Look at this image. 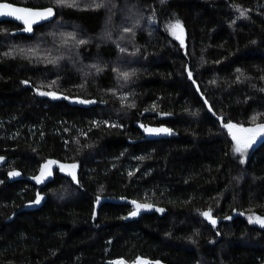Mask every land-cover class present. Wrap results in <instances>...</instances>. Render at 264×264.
<instances>
[{
	"label": "trees",
	"instance_id": "obj_1",
	"mask_svg": "<svg viewBox=\"0 0 264 264\" xmlns=\"http://www.w3.org/2000/svg\"><path fill=\"white\" fill-rule=\"evenodd\" d=\"M6 1L56 17L31 35L0 22V264H264L249 221L264 215V139L241 157L225 127L264 124V0ZM149 124L179 136L145 139ZM47 160L81 186L52 175L20 211ZM119 197L166 212L132 216Z\"/></svg>",
	"mask_w": 264,
	"mask_h": 264
},
{
	"label": "snow or ice",
	"instance_id": "obj_2",
	"mask_svg": "<svg viewBox=\"0 0 264 264\" xmlns=\"http://www.w3.org/2000/svg\"><path fill=\"white\" fill-rule=\"evenodd\" d=\"M57 5L60 6H69V7H76V0H55ZM95 8H101L103 7V4H95L94 5ZM246 11L241 10L240 11V15L246 16ZM54 15V11L53 8H47L44 10H32V9H26V8H22V7H18V6H14L13 4L9 3V2H0V17H12L14 19L17 20H21L24 25L26 26L24 28V31L26 32H32L33 31V25L38 23L39 21H43V20H47L49 18H51ZM169 28L172 31V34L180 40V42L183 44V27L182 25L177 22L176 24L173 25H169ZM124 31L126 32H130L131 29L130 28H126L124 29ZM86 41H79V43H85ZM121 51H124V49H121ZM239 71V70H238ZM131 74L128 72H124L122 73V76L125 80H127L129 78ZM189 76H191V72H189ZM27 83V81L25 82ZM40 95H47V96H51L54 99L58 98L56 93L53 92H40ZM80 103H93V101H86V100H81L79 101ZM134 106V105H133ZM253 120H256V117H253ZM107 123V122H105ZM110 126H115V125H110ZM141 127H144L143 125H141ZM226 128L229 129L230 132H232L233 134V139L236 141L235 147H234V152L235 153H240V154H246L247 149L249 147L252 146V144L256 141V138L258 136H262L264 135V124H259L256 125V127H250V128H238L236 125L233 124H227L225 125ZM233 129H236L237 131H239L240 133L245 134L244 136H238L236 135V132L233 131ZM146 133L149 134H168L171 135L172 134V130L168 129V128H150V127H145L144 128ZM0 160H3V157H0ZM56 163L54 161H48L43 168L41 169V175L38 177H34V179L37 180V182H43V178L46 175H51L50 170L49 171H45L46 169H50V166ZM241 163H243V160H241ZM61 170L65 169L64 165H61ZM76 165H72L71 168H75ZM10 176H19L20 173L13 171L11 173H9ZM70 175L73 176V178H75V173L74 172H70ZM129 175H131V173H129ZM35 203H40V198L38 197L37 200L35 201ZM100 203L99 198H97V204ZM133 204L136 205L135 211H133L132 213H130V215L132 216H136L139 214V212L141 211V209L144 208H150L152 207L151 205H141V204H137L135 201H133ZM159 211H163V209H159ZM203 215L214 225L216 223V220L212 217L211 215V210H209L208 212H204ZM249 221L251 222H255V223H259L264 225V217H253V216H249ZM117 264H124L123 261H118ZM135 264H151V262L149 261H145L142 260L141 258H137V261L135 262Z\"/></svg>",
	"mask_w": 264,
	"mask_h": 264
},
{
	"label": "water",
	"instance_id": "obj_3",
	"mask_svg": "<svg viewBox=\"0 0 264 264\" xmlns=\"http://www.w3.org/2000/svg\"><path fill=\"white\" fill-rule=\"evenodd\" d=\"M0 2H5V0H0ZM6 2H9V1H6ZM11 4H13L14 6H18V7H22V8H26V9H32V10H44V9H47V8H53V11H54V15L47 19V20H43V21H39L38 23L34 24L33 25V31L32 32H26L24 31V28L26 27L24 25V23L21 21V20H17V19H14L12 17H0V22H3V21H13V22H16L18 24H21L22 25V28L18 29L15 33H24V34H27V35H31L34 33V30H35V27L39 26V25H42L46 22H49L51 20H53L55 17H56V9L54 6H45V7H33V6H27V5H22V4H17V3H13V2H9ZM85 105H88L90 103H84ZM145 127H150V128H161V127H164V128H168V129H171L172 130V134L171 135H168V134H149V133H146L144 128ZM143 133H144V138L145 139H148V140H154V139H162V138H171V137H177L179 136V134L173 129L171 128L170 126L168 125H165V124H161V125H146L143 127ZM40 198V203H35V201L37 200V198ZM44 196L43 194H39V195H36V197L34 198V200L28 202L27 204H25V206H23L22 208H20V211H23V210H32V209H35V208H38L40 207L43 203H44ZM111 200H114L115 202L117 203H123V204H130L131 206H136L135 204H133V201H135L137 204H140V202L136 201V200H132V199H128V198H111ZM143 205H150V204H143ZM152 207L150 208H145L146 211H159V209H163V211H159L161 214H164L166 212V208L163 207V206H158V205H151ZM17 211L13 212L11 214V216L8 218V221L12 220L15 215H16ZM262 217H264V215H262ZM261 227L262 229H264V225L261 224Z\"/></svg>",
	"mask_w": 264,
	"mask_h": 264
},
{
	"label": "flooded vegetation",
	"instance_id": "obj_4",
	"mask_svg": "<svg viewBox=\"0 0 264 264\" xmlns=\"http://www.w3.org/2000/svg\"><path fill=\"white\" fill-rule=\"evenodd\" d=\"M16 23V22H15ZM18 24V23H17ZM20 26L19 27H21L22 28V25L21 24H19ZM18 27V28H19ZM41 96H43V95H41ZM45 96H47V95H45ZM48 98H51V96H47ZM57 97H58V95H57ZM52 99H53V97H52ZM59 99V98H58ZM6 159H3V160H0V169L2 168V166H3V162L5 161ZM49 160H47V161H45L44 163L42 162V168H43V166L48 162ZM6 162V161H5ZM56 163H53L51 166H50V168H51V175H46L44 178H43V182H37V180L36 179H34V177H38V176H40L41 175V171L38 173V174H36L34 177H30L29 178V180L32 182V185L34 186V188H31V189H33L34 191H35V195H39V194H41L42 193V190H44L45 189V187L46 186H48V184H49V182H51L55 177H53L52 175H54V176H56V174L57 173H61V174H68L69 176L68 177H70L71 179H75V180H72V183H74L76 186H81V183L79 182V180H78V176H77V173H76V171H75V169H76V167L73 169V168H71V166L72 165H74V164H71V165H67V164H65V162H63V161H55ZM61 165H64L65 166V169L64 170H61ZM70 172H74L75 173V178H73V176L72 175H70ZM137 172H134V175L136 174ZM141 173H144V171H142ZM136 179H137V181L138 182H140L141 183V177L138 175L137 177H136ZM27 185V184H26ZM150 187H146L144 190H143V192H146L148 189H149ZM138 192H140V188H138ZM42 195V194H41ZM140 204L141 205H143V204H145V203H142V202H140ZM135 208H136V206H132V210H131V213L133 212V211H135ZM143 211H146V209L144 208V209H141V211L139 212V214L140 213H142ZM152 262H154V261H152Z\"/></svg>",
	"mask_w": 264,
	"mask_h": 264
},
{
	"label": "rangeland",
	"instance_id": "obj_5",
	"mask_svg": "<svg viewBox=\"0 0 264 264\" xmlns=\"http://www.w3.org/2000/svg\"><path fill=\"white\" fill-rule=\"evenodd\" d=\"M162 1H165V0H162ZM250 127H256V126H242V128H250ZM233 131H235L236 132V135H238V136H244L245 135L243 133H240L236 129H233ZM231 135L233 137L232 132H231ZM263 139H264V135L258 136L256 138V141L252 144V146L247 149V152H248V150H251L253 147H255L256 145H258ZM235 144H236V141H235ZM247 152H246V154H240V153H236V154L237 155H240L241 157H245L247 155Z\"/></svg>",
	"mask_w": 264,
	"mask_h": 264
}]
</instances>
